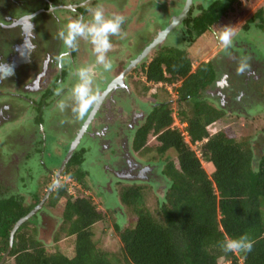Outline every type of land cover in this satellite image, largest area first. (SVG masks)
<instances>
[{
    "label": "flooded vegetation",
    "instance_id": "flooded-vegetation-1",
    "mask_svg": "<svg viewBox=\"0 0 264 264\" xmlns=\"http://www.w3.org/2000/svg\"><path fill=\"white\" fill-rule=\"evenodd\" d=\"M219 1L225 0H217L211 6ZM49 5L57 6L53 13L49 12ZM97 5L104 9L108 17L118 14L125 18L120 34L110 36L113 47L107 56L112 63V71L109 72L111 79L105 82L107 73L102 66L97 67L94 81L103 85L99 91L101 102L83 119H77L69 107L63 111V117L66 118L62 121V116H57L55 111L57 104L66 95L69 96L70 89L77 82L79 66L94 64L95 55L90 42L80 39L77 50L70 54V60L59 67L55 58L65 49L58 38V32L70 20L80 16L90 20L91 15L87 9ZM178 5L180 8L177 10ZM156 7L162 9L158 11L155 20L146 22L147 16L152 15ZM210 7L204 8L195 0H0V25H8L0 26V90L3 89L0 92V130L6 124L17 122L29 106L38 110L31 133L20 140L21 150L11 153L9 164L12 172L7 177L0 172V203L15 201L24 209L30 208L22 218L29 215L31 218L23 225L32 222L36 231L48 224L52 225L53 230H59L63 218L61 215L52 217L57 214L54 215V210L47 203L58 189L56 184L67 176L64 175L65 170L75 154L82 155L81 167L86 172V180L92 183L91 176L95 172L88 166V162L95 151L92 150L93 145L84 143L86 138L102 144L97 164L103 165L104 161L120 157L114 168L105 167L109 180L103 185L96 184L98 189L111 190L112 185L116 186L117 183L139 185L146 184L143 182H157L153 176H159L155 162H146L143 160L145 157L134 149L135 136L154 109L163 103L160 101L165 100L163 94L162 98L161 95L156 97L158 91H168L170 100L166 102L176 105L179 99L176 88L182 85V81L169 85V88L163 84L156 85L149 80L146 70L163 49L185 51L168 44L177 28L184 30L185 45L188 47L212 31L213 26L232 10L229 9L218 22L209 24L203 35L191 41L190 33L196 34V20ZM186 9L187 13L183 16ZM263 14L264 10L257 12L244 26V33H248L252 25L262 28ZM174 23L176 25L165 35ZM137 31L142 32V35L133 40L132 34ZM245 44L248 47L246 54L244 46L236 48L231 45L221 52L242 49L243 54L235 58L224 56L223 59L203 60L196 68L193 64L192 72L202 64L211 65L214 79L202 90L201 97L223 111L229 120L237 116L255 118L259 112L257 107H262L261 115L264 116V54L254 44L253 47L249 45L251 43ZM242 60L246 61L248 67L241 74L238 68ZM58 88L62 90L59 96L56 95ZM172 90L176 98L172 96ZM97 119L99 128L93 127ZM49 143L52 148H56L57 155L61 153L56 167L48 166L46 162ZM74 144L76 147L67 160ZM146 146L149 147V142ZM35 159L40 161L39 164L34 165ZM20 162L22 165H19ZM2 167L0 165V169ZM160 183L155 184L159 186ZM27 198L30 200L28 204Z\"/></svg>",
    "mask_w": 264,
    "mask_h": 264
},
{
    "label": "trees",
    "instance_id": "trees-1",
    "mask_svg": "<svg viewBox=\"0 0 264 264\" xmlns=\"http://www.w3.org/2000/svg\"><path fill=\"white\" fill-rule=\"evenodd\" d=\"M239 1H219L211 6L196 20V34L190 33L191 41ZM192 70L188 53L172 48L158 52L146 70L156 85L167 87L182 81L176 88L178 118L186 124L190 142L201 143L200 156L186 141L185 133L175 128L174 104L166 102L170 94L158 91L156 97L163 94L165 100L136 134L134 149L147 158L146 162L156 165L165 161L161 175L157 170L165 189L156 196L152 210L147 196L152 183L122 184L119 197L123 209H110L117 214L120 249L109 251L95 239L97 225L106 220L101 204L91 196L73 199L67 187L61 186L47 203L63 218L54 236L56 245L47 247L37 238L32 222H27L16 232L5 264H264V154L255 163L247 140L239 141L227 129L212 131L226 120L223 111L201 97L202 90L214 79L213 70L207 64ZM150 136L157 141L154 147L146 146ZM82 162V155L75 154L64 175L88 190ZM204 163L213 165L211 176ZM124 209L130 215L127 225L120 223ZM29 210L15 201L0 203V260L9 249L15 224ZM244 234L253 242L250 252L225 253L219 247L225 237Z\"/></svg>",
    "mask_w": 264,
    "mask_h": 264
},
{
    "label": "rangeland",
    "instance_id": "rangeland-1",
    "mask_svg": "<svg viewBox=\"0 0 264 264\" xmlns=\"http://www.w3.org/2000/svg\"><path fill=\"white\" fill-rule=\"evenodd\" d=\"M215 1L217 0H195V2H199L200 4L203 5L204 8L210 7ZM180 8V5L177 6V10ZM162 8L156 7L155 10L153 11L152 15L147 16L146 22H152L155 20L156 15L158 11H161ZM176 10V8H175ZM260 10H264V0H240L239 2H236L233 5V9L228 13V15L223 18L220 23L217 25L213 26L212 31L207 32L206 35L203 37L199 38L196 40L194 44L188 45V47L185 45V33L182 28H177L175 32L172 34L170 39L168 40V44L170 46H173L178 49H182L188 52V55L193 61L194 68H196L199 65V62L203 60H209V59H214L218 58L223 59L227 56L228 57H233L236 55H240L242 53V49L236 51L231 50L230 52L227 53H222L221 50L225 48L220 41L218 40L217 36L214 34L216 31L220 29V27L223 26H232L234 35L232 37V46L236 48H241L244 46L245 48V54L247 53L248 47L246 46L245 42L252 46L253 44L256 49L260 48L261 52L264 54V32L262 28H259L255 25L251 26V29L248 33L246 32V28L244 26L248 23L250 19L254 17V15L259 12ZM170 12H168L169 14ZM167 14V15H168ZM264 16V14H263ZM158 23H160V20H158ZM179 33V35H178ZM141 36L142 32H133L132 34V39L136 40L137 36ZM248 38V42L246 39ZM253 47V46H252ZM187 49V50H186ZM226 49V48H225ZM244 51V50H243ZM250 55V50H248ZM243 54V53H242ZM225 56V57H224ZM247 58V57H245ZM202 59V60H200ZM252 60V59H251ZM82 66V65H81ZM79 66V67H81ZM112 71V68L108 71H105L107 73V77H105L104 81L109 82L111 78H109L110 73ZM169 88V86H167ZM103 85H100L98 81H93V90H102ZM3 90V89H2ZM0 90V92L2 91ZM172 96L176 98L175 91L172 90ZM162 98V95H161ZM5 100V99H4ZM3 100V101H4ZM64 100L66 102L70 101V93L69 96H65ZM147 106V105H146ZM26 110L25 113L21 116V118L17 122L9 123L6 124L5 126L2 127L0 130V165L3 167L0 169V172L3 176L7 177L10 175L12 172V168L10 166V157L11 153L14 150L20 151L21 150V139L24 135H29L31 132V129L34 125L35 118L38 115V110L32 108L29 106ZM148 108V106H147ZM175 108V128H179V130L182 133H185V127L186 124H182L180 119L178 118V110L176 105H174ZM259 109V112L255 114V118H251L248 116H237L238 118H232V119H226L225 121H221L217 125H215L212 129L213 130H224L227 129L228 131L230 130V134H232L236 139L239 141L241 140H247L248 144H250V147L253 150L254 156H255V163L259 161L261 156L264 154V116H262V107H257ZM57 116H62V121L66 117H63L64 114L59 110L57 107L55 109ZM264 115V114H263ZM254 117V116H253ZM99 119H97L93 127H98V122ZM45 123H48V120L45 121ZM24 124V125H23ZM23 125V126H21ZM62 134V133H61ZM187 139V137H186ZM263 141V142H262ZM48 143V141H47ZM84 143H88L92 146V150L94 153L91 154L88 166L91 167V169L94 170L95 174L91 176L92 183L87 181L88 187L90 189L87 190L84 189L81 184H78L75 180L70 179L68 176H64L61 178V180L56 184V189L61 187V186H66L68 189V196L77 199L78 196L80 195H85V196H91L96 203H100V210L104 211V214L106 215V220H104L101 224L97 225L95 229L96 233V241L101 244V247L104 249H107L109 251H118L119 246H120V241L118 237L117 230L115 228V220L117 214H113L110 209L113 211L122 210L121 202H120V197H119V191L121 186H123L120 183H117L116 186L112 185L111 190H104L103 188L98 189L96 184H101L107 183L109 180V176L107 171H105V167L114 168V164L117 160L120 159V157L112 159L111 161L105 162L103 165L97 164L100 160L97 159L100 154V145L98 143H94L92 140L89 139H84ZM157 145V141L153 136H150L149 138V146L154 147ZM56 148H52V144L49 143V147L46 151V162L48 166L56 167L57 164V158H59L60 154H56L55 152ZM172 156L173 160H176V153L172 151ZM144 160H147V158H143ZM21 161V160H20ZM39 160L35 159V163L39 164ZM165 161L161 160L159 161L157 165V170L159 171L161 175V170L163 169ZM19 165H22V162H20ZM93 166V167H92ZM204 167L207 171V173L211 176L214 172V167L212 164L204 163ZM15 169V168H14ZM39 169V168H38ZM155 179L159 183L160 177L155 176ZM142 182L145 181L141 180ZM125 182V181H124ZM157 182H143L151 185V187L148 186L147 190V196H148V206L154 210L155 204H156V198L159 197V194L163 193V185L160 183V185H156L155 183ZM109 183V182H108ZM47 187V186H46ZM92 189V191H91ZM45 190V188H44ZM156 193V194H155ZM157 196V197H156ZM27 198L26 204L30 202V200ZM122 208V209H121ZM109 210V211H108ZM60 212V211H59ZM58 211L54 210V215L57 214L56 216L52 217H57L59 214ZM50 214V213H49ZM124 218H120V223L122 225H127L130 219L129 212H127L124 209L123 212ZM119 223V224H120ZM56 230H53V227L51 224H48L41 229H38L36 234L40 240L49 248H52L56 245V243L53 240V236L55 235ZM46 241V242H45ZM8 264H13L12 261H9Z\"/></svg>",
    "mask_w": 264,
    "mask_h": 264
},
{
    "label": "clouds",
    "instance_id": "clouds-1",
    "mask_svg": "<svg viewBox=\"0 0 264 264\" xmlns=\"http://www.w3.org/2000/svg\"><path fill=\"white\" fill-rule=\"evenodd\" d=\"M56 8V5H49V12L53 13ZM87 10L91 15L90 20H85L83 16H80L70 20L65 27L59 30L58 38L62 41L65 50L61 51L55 58L58 66L63 67L65 61L70 60L71 52L77 50L78 40H87L92 45L95 63L81 66L77 69V82L70 89L71 103L69 104L64 99H61L57 104L61 112L71 107V111L77 119H83L89 115V113L94 111L95 107L101 102L102 97L100 92L98 90H93L96 69L102 66L105 71H108L112 68V63L107 56V53L111 51L113 47L110 36L120 34L121 26L125 19L122 15L118 14H113L110 17L106 16L104 9L99 5L88 8ZM0 26L7 27L8 25ZM214 34L225 48L231 46L232 37L234 35L232 26L220 27ZM247 67L246 61L242 60L238 72L242 74ZM61 91L62 90L58 88L56 95L59 96ZM198 144L199 146L201 145V143ZM219 247L225 253H235L239 251L250 252L253 248V242L249 239L247 234H244L238 238L225 237Z\"/></svg>",
    "mask_w": 264,
    "mask_h": 264
},
{
    "label": "water",
    "instance_id": "water-1",
    "mask_svg": "<svg viewBox=\"0 0 264 264\" xmlns=\"http://www.w3.org/2000/svg\"><path fill=\"white\" fill-rule=\"evenodd\" d=\"M189 3H190V2H188V5H189ZM186 13H187V9L185 10L183 16L186 15ZM180 19H182V17H181ZM180 19H178L177 21L179 22ZM175 25H176V23H174L173 26H171V27L165 32V35H166V33L169 32V30L172 29V27H174ZM163 37H164V36H163ZM153 45L156 46V42H154ZM154 46H153V47H154ZM134 65H136V64H134ZM130 69H131V68H130ZM1 79H3V78H1ZM0 81H1V80H0ZM77 142H78V141H77ZM77 142H76V143H77ZM75 147H76V144H74L73 149L70 151V154H69V157H68L67 160H69V158L71 157L72 152H73V150H74ZM67 160H66V162L64 163L63 167L66 165ZM61 172H62V169H61V171L59 172V174H60ZM59 174H58V176H59ZM124 175L126 176L127 179H129V176H128V175H126V174H124ZM30 218H31V215L26 216V217L22 218L21 220H19V221L16 223V225L14 226V228H13V230H12V232H11V235H10V245H9V249H8L7 253L4 255V257H3V259L1 260L0 264L5 263L6 260L9 258V255H10L11 250H12V248H13L14 237H15L16 232H17V231L19 230V228L23 225V223H25V222H26L27 220H29Z\"/></svg>",
    "mask_w": 264,
    "mask_h": 264
},
{
    "label": "built area",
    "instance_id": "built-area-1",
    "mask_svg": "<svg viewBox=\"0 0 264 264\" xmlns=\"http://www.w3.org/2000/svg\"><path fill=\"white\" fill-rule=\"evenodd\" d=\"M185 135H186V137H187V139H186V141L190 144V146L195 150V151H197V153L199 154L200 152H199V144L197 143V144H192L191 142H190V138H189V136H188V134H187V132H185Z\"/></svg>",
    "mask_w": 264,
    "mask_h": 264
}]
</instances>
